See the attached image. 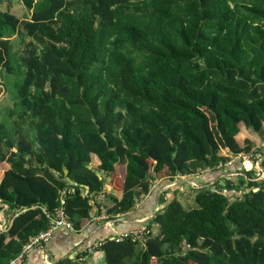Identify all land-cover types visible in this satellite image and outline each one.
Returning <instances> with one entry per match:
<instances>
[{"label":"trees","instance_id":"1","mask_svg":"<svg viewBox=\"0 0 264 264\" xmlns=\"http://www.w3.org/2000/svg\"><path fill=\"white\" fill-rule=\"evenodd\" d=\"M13 37L29 39L21 57ZM0 71L16 97L0 117V264L61 199L80 231L132 212L160 179L243 153L264 172L245 135L264 138V0H0ZM237 173L188 207L167 201L142 241L104 238L103 264H264V178Z\"/></svg>","mask_w":264,"mask_h":264},{"label":"crops","instance_id":"2","mask_svg":"<svg viewBox=\"0 0 264 264\" xmlns=\"http://www.w3.org/2000/svg\"><path fill=\"white\" fill-rule=\"evenodd\" d=\"M245 135L252 138L255 142L253 149L256 155L264 156V138L254 135L252 132H245ZM264 137V136H262ZM241 145L242 141L237 140ZM222 154L228 156L227 150L222 149ZM253 162L242 161L236 157L232 158L224 167L217 171H200L196 175H176L172 181L160 179L153 183L152 189L148 196L143 198L134 208V210L117 219L110 220V225L99 223L95 216L87 221L80 231H68L64 228H58L54 231L49 241L36 246L27 255L23 264H53L59 260L76 257L78 254L87 252V257L82 259L88 264H103V256L97 251L98 245L104 238L114 235L130 232L138 228L140 224L146 223L160 209L164 208L166 202L176 197L183 206L191 202L192 197L181 199L180 192L187 189L197 191L207 187L213 188L216 183L222 182L226 176H237L238 169L250 170ZM106 192L113 196H119L117 192L106 186ZM101 205H107L108 202H100ZM0 213V233L6 229L11 222V211L6 207ZM92 254L94 256H92Z\"/></svg>","mask_w":264,"mask_h":264},{"label":"built area","instance_id":"3","mask_svg":"<svg viewBox=\"0 0 264 264\" xmlns=\"http://www.w3.org/2000/svg\"><path fill=\"white\" fill-rule=\"evenodd\" d=\"M236 158L242 161H250L253 158V156L251 153H243V154H239ZM253 166L256 168V170L260 174L259 179L264 178V172L261 167V158H256ZM63 204L64 202L61 199L59 208H57L56 210L52 212L47 211L45 208H41L43 214L50 221V227L46 231L40 232L35 237L31 238L29 242L23 247L21 252L17 256L10 259L7 264H23L29 252L32 249H34L36 246L44 244L47 241H49L54 231L58 228H64L68 231H74L73 224L69 220L67 214L65 213ZM5 208L6 206H4L2 210H4ZM95 220L99 223H105L107 226L110 225L107 216L103 213H101L98 216H95ZM3 230H6V229H3ZM145 232H146V225L143 224L138 229H135L130 232L123 233V234L114 235L111 238H116V240L119 241L125 237H130L132 239H138L142 241Z\"/></svg>","mask_w":264,"mask_h":264},{"label":"rangeland","instance_id":"4","mask_svg":"<svg viewBox=\"0 0 264 264\" xmlns=\"http://www.w3.org/2000/svg\"><path fill=\"white\" fill-rule=\"evenodd\" d=\"M16 13L19 15L20 11H16ZM29 42V39L26 37H13L11 39V43L14 48V52L17 57H21L24 54V48L25 43ZM14 77H6L3 71H0V86H1V96H0V117L5 116L8 113V110L12 108L13 103L15 102V88H14ZM94 165V164H93ZM2 172V166L0 165V173ZM195 191H192L190 189L185 190L184 192H180L178 195H180L181 199H186L185 197H191L192 199L195 195ZM102 199L104 197L102 196ZM107 202V201H106ZM185 207H188L187 202L184 204ZM2 215H5L4 212H2ZM155 230V229H154ZM92 256H94L92 254Z\"/></svg>","mask_w":264,"mask_h":264}]
</instances>
